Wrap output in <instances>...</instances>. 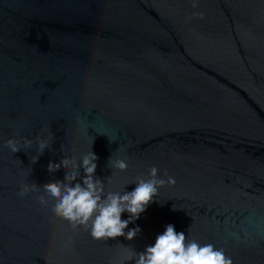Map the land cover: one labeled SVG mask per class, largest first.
<instances>
[{"label": "water", "instance_id": "water-1", "mask_svg": "<svg viewBox=\"0 0 264 264\" xmlns=\"http://www.w3.org/2000/svg\"><path fill=\"white\" fill-rule=\"evenodd\" d=\"M89 152L102 199L152 167L175 178L124 229L140 228L132 240L52 211L41 186L81 183ZM169 224L264 264V0H0V264H135Z\"/></svg>", "mask_w": 264, "mask_h": 264}, {"label": "clouds", "instance_id": "clouds-1", "mask_svg": "<svg viewBox=\"0 0 264 264\" xmlns=\"http://www.w3.org/2000/svg\"><path fill=\"white\" fill-rule=\"evenodd\" d=\"M193 3V7H195ZM202 18V16H201ZM115 141L109 140V143ZM26 145L31 144L30 140L25 141ZM7 147L13 153L19 151L17 142L13 139L6 141ZM37 145L40 153L48 147V141L37 138ZM33 157L32 162L36 161ZM98 157L89 152L81 157L80 167L84 171L81 183L71 184L75 181L76 175L65 173L63 182H49L41 187L47 197L54 202L53 213L67 221L73 228L83 226L89 228L90 236L95 240H109L124 236L132 240L138 232L139 227L132 228L125 233L124 229L130 223L139 218L146 207L154 201L158 189L165 184H175V178L168 176L167 179L158 177V170L152 167L149 170V178L140 179L131 192H109L102 199L103 184L99 179H93L96 170L95 161ZM72 161L68 158L62 159L59 164L49 162V172L59 171L60 168H67ZM109 164L113 169L124 171L127 169V162L123 159L112 160ZM35 184L22 185L18 193L25 196L29 190H34ZM41 203H45V197H38ZM173 210L176 208L173 206ZM128 214V219L122 220V213ZM128 261H135V264H233L231 257L226 256L222 249L215 248L212 244L200 245L196 241L186 242L183 232H177L173 225H167L162 234L155 238L154 244L147 246L143 251H130L125 258Z\"/></svg>", "mask_w": 264, "mask_h": 264}]
</instances>
